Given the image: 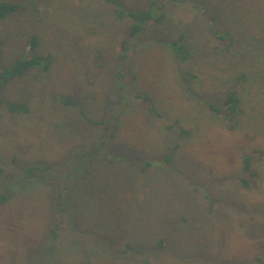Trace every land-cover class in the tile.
I'll list each match as a JSON object with an SVG mask.
<instances>
[{
    "label": "rangeland",
    "instance_id": "rangeland-1",
    "mask_svg": "<svg viewBox=\"0 0 264 264\" xmlns=\"http://www.w3.org/2000/svg\"><path fill=\"white\" fill-rule=\"evenodd\" d=\"M37 1L39 53L53 64L44 78L0 84V98L29 107L0 108V167L61 174L56 186L0 178V264H264V0H120L151 11L137 50L129 38L122 49L131 21L103 0ZM26 21L0 25L4 66L33 33ZM181 35L187 63L170 50ZM226 86L245 108L234 130L203 115L223 105ZM53 95L74 97L84 114ZM153 101L190 137L161 131ZM51 191L63 203L54 213ZM53 215L63 216L56 239Z\"/></svg>",
    "mask_w": 264,
    "mask_h": 264
},
{
    "label": "trees",
    "instance_id": "trees-1",
    "mask_svg": "<svg viewBox=\"0 0 264 264\" xmlns=\"http://www.w3.org/2000/svg\"><path fill=\"white\" fill-rule=\"evenodd\" d=\"M107 8L110 9L112 14L115 18L119 21L122 20H130L131 24L128 27L125 35V39L121 42L122 49H126L128 45L127 38L131 39L132 46H135L136 50L138 49L139 43L135 44L133 39L137 38L144 30L145 27L141 26L140 24L146 22L151 19V11L143 10L138 12H133L127 10L122 4L120 0H103ZM29 17L30 22H25L29 28L32 29L33 33L29 34L25 37V44L22 50L19 53L18 58L12 62L9 66H4L0 62V84L3 87L7 86L10 81L14 82L19 79H23L27 76L34 75L35 77H45L50 73V67H52L53 59L50 55L43 56L39 53V46L41 37L35 30L38 28L41 22H45L43 20V16L40 14V5L38 4L37 0H33L28 4H24L15 0H0V25L9 21V19L16 17L20 14H25ZM184 38L185 36L181 35L178 39H174L170 43V50L174 54V60L177 63H187L190 58V54L187 48L184 45ZM126 40V41H125ZM42 73V74H41ZM247 74L244 72L239 73L236 76V79L239 81H244L246 79ZM186 78L194 79L196 78L194 75H186ZM225 99L223 105L221 107H215L214 104H211L208 108L210 114H203L204 116L209 117L212 121L218 122L228 128L229 130H234L238 127L240 122V117L244 115L245 108L243 106L242 98L239 94L232 88L227 87ZM219 95L222 96L223 92L218 91ZM54 99L63 107L66 108H78L79 103L78 101L69 95H53ZM0 108H5L6 111L12 115L18 114H27L29 112V107L26 103L23 102H9L6 101L4 98H0ZM80 109V107H79ZM151 110H153L156 117H158V127L162 131L172 132L178 129L177 137L179 139H187L192 134L190 128L182 126V120H176L170 122L166 118V114L161 112L158 108L156 103L153 101L151 105ZM81 113L84 114V111L80 109ZM202 115V113H201ZM202 115V116H203ZM99 125V124H94ZM107 130V129H106ZM170 135V133H168ZM105 136V135H104ZM106 137V136H105ZM114 138L113 135H110V138ZM173 138V137H172ZM178 139V140H179ZM108 140H104V144ZM98 148V147H97ZM93 146V149H96ZM180 148L179 143H175L174 146L169 147L171 150H176ZM91 148L86 149L89 153ZM85 150V151H86ZM83 151V152H85ZM82 152V153H83ZM167 161H171V157H166ZM95 162V161H94ZM101 162V161H98ZM109 163V162H108ZM110 163H114L113 161ZM94 165V163H93ZM150 163H145V169L142 171L145 172L146 168H149ZM243 170L249 171L250 170V160L249 158H244L243 160ZM8 172V171H7ZM6 170L0 167V178L5 180H46L50 181L51 186H56L54 182L58 179L60 170L56 169L54 166L50 165H37V166H30V167H23L19 170V172H9L7 173ZM90 174V169H86L83 175H81L80 180L84 181L87 176ZM78 178V181H80ZM54 181V182H51ZM245 185V184H244ZM51 188V187H50ZM52 190V189H51ZM3 199L4 196H3ZM51 204H52V213L56 210V206L62 205L61 197L51 191ZM63 199V197H62ZM57 201V205L55 204ZM53 226L50 230L49 235H51L54 239L57 238V232L62 228L63 224V216L61 218H57L53 215ZM167 242L166 239H162L159 241L160 247H162ZM50 252L53 254L55 252V246L51 247Z\"/></svg>",
    "mask_w": 264,
    "mask_h": 264
}]
</instances>
